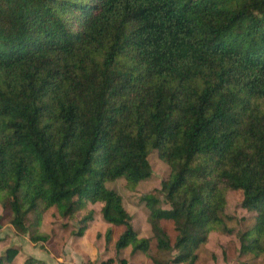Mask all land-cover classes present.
<instances>
[{
	"label": "trees",
	"instance_id": "trees-1",
	"mask_svg": "<svg viewBox=\"0 0 264 264\" xmlns=\"http://www.w3.org/2000/svg\"><path fill=\"white\" fill-rule=\"evenodd\" d=\"M152 150L170 167L163 200L144 198L167 264L231 232L228 190L255 213L240 253H264V0H0V204L16 230L99 202L105 239L123 227L116 250L155 260L106 186L149 178Z\"/></svg>",
	"mask_w": 264,
	"mask_h": 264
},
{
	"label": "rangeland",
	"instance_id": "rangeland-1",
	"mask_svg": "<svg viewBox=\"0 0 264 264\" xmlns=\"http://www.w3.org/2000/svg\"><path fill=\"white\" fill-rule=\"evenodd\" d=\"M148 161L152 174L141 180L134 189L126 187L124 178L108 181L106 186L121 195L122 204L131 214V223L138 235L149 227L150 232L142 235L151 238L149 256H153L156 261L147 257V254L132 255L130 246L116 250L115 241L124 230L123 227H114L111 239H105L108 223L102 217L99 202L87 203L73 215H63L57 207H50L43 213L38 228L30 226L27 232L14 228L10 222V212H4L0 204V256L4 257L8 250L15 251L10 262L6 260L4 264H167L176 250L162 249L156 245L144 198L155 196L163 200L164 195L159 189L161 182L168 178L170 167L159 158L156 150L149 153ZM241 199V191L226 192L225 225L231 232L222 229L212 231L207 241L197 249L194 264H264V253L258 256L240 253L239 234L253 224L255 215L241 206ZM90 211L92 219L86 222L87 228L82 235L77 234L83 225L82 218ZM32 219L33 215L30 214L28 221ZM170 236L172 239V232Z\"/></svg>",
	"mask_w": 264,
	"mask_h": 264
},
{
	"label": "crops",
	"instance_id": "crops-1",
	"mask_svg": "<svg viewBox=\"0 0 264 264\" xmlns=\"http://www.w3.org/2000/svg\"><path fill=\"white\" fill-rule=\"evenodd\" d=\"M148 232H150L149 227H146V228H145V231H143L142 233H139V234H140L139 236H143V235H142L143 233L146 234V233H148ZM144 237H145V236H144Z\"/></svg>",
	"mask_w": 264,
	"mask_h": 264
}]
</instances>
